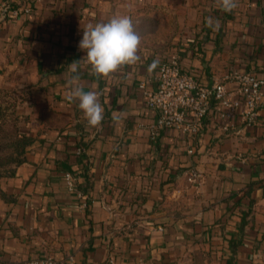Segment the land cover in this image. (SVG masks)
<instances>
[{
	"label": "crops",
	"instance_id": "0c3cea01",
	"mask_svg": "<svg viewBox=\"0 0 264 264\" xmlns=\"http://www.w3.org/2000/svg\"><path fill=\"white\" fill-rule=\"evenodd\" d=\"M32 1L23 0L30 16L0 27V85L17 71L18 85L8 83L18 87L19 115L34 138L26 161L0 176V264L68 255L77 264H264V111L251 129L226 133L211 114L195 139L168 130L152 142L144 126L156 112L140 87L174 52L203 86L232 70L260 74L264 0H237L231 12L216 0ZM156 6L177 16L167 50L147 46L164 37ZM115 15L132 18L140 60L96 77L79 42L89 24ZM73 75L99 97L97 127L68 99ZM191 167L203 173L200 187L188 181ZM66 172L80 175L93 197L87 212L67 191Z\"/></svg>",
	"mask_w": 264,
	"mask_h": 264
},
{
	"label": "built area",
	"instance_id": "2783aa9c",
	"mask_svg": "<svg viewBox=\"0 0 264 264\" xmlns=\"http://www.w3.org/2000/svg\"><path fill=\"white\" fill-rule=\"evenodd\" d=\"M32 2L36 5L41 0ZM32 9L23 0H0V27L9 22H17L23 16H30ZM149 84L152 85L151 89H148ZM140 87L146 96L147 107L156 112L154 122L144 126L149 131L152 142H156L168 130H176L195 139L202 133L211 114L226 133L236 129L237 125L251 129L258 125L264 111V67L260 74L232 70L221 81L203 86L182 69L180 54L174 52L161 60L158 73L142 81ZM187 152L193 156L195 149L190 148ZM188 181L193 186L200 187L203 173L196 167H191ZM64 182L67 191L78 199L80 211L87 212L94 199L80 189V175L66 172ZM24 264L77 262L73 255L64 258L38 256Z\"/></svg>",
	"mask_w": 264,
	"mask_h": 264
},
{
	"label": "clouds",
	"instance_id": "9594fccd",
	"mask_svg": "<svg viewBox=\"0 0 264 264\" xmlns=\"http://www.w3.org/2000/svg\"><path fill=\"white\" fill-rule=\"evenodd\" d=\"M216 3L226 12H231L238 6L237 0H216ZM206 23L214 31L219 28V21H214L212 17ZM140 42L141 38L134 29L132 18L129 15H115L107 22L89 24L83 30L79 48L86 53L84 58L90 65V74L106 78L123 66L136 64L140 60ZM155 66L154 61L149 66V71ZM78 67L79 61L70 63L72 73H77ZM79 79V75H73L68 81L71 86L68 99L78 100V107L82 110L87 124L97 127L104 119V108L94 91L83 90Z\"/></svg>",
	"mask_w": 264,
	"mask_h": 264
},
{
	"label": "trees",
	"instance_id": "16d2710c",
	"mask_svg": "<svg viewBox=\"0 0 264 264\" xmlns=\"http://www.w3.org/2000/svg\"><path fill=\"white\" fill-rule=\"evenodd\" d=\"M154 9L158 12L157 14L155 13L157 25L160 26L162 21H165L163 28L159 27L164 37L163 41L159 38L154 44L148 43L147 46H152L155 50H167L171 48L172 41L179 29L177 16L176 13L167 8L156 6ZM143 44L145 45V42ZM14 108L15 104L11 101L10 91L0 86V163H6L7 160L9 161V156H12V151H9V156L3 154L7 152V150L14 149L17 157L12 159V162L15 163V167H17L26 161L27 151L33 144L34 138L20 125L19 117L13 115V113H15ZM15 167L0 172V176L11 174Z\"/></svg>",
	"mask_w": 264,
	"mask_h": 264
},
{
	"label": "rangeland",
	"instance_id": "374dc122",
	"mask_svg": "<svg viewBox=\"0 0 264 264\" xmlns=\"http://www.w3.org/2000/svg\"><path fill=\"white\" fill-rule=\"evenodd\" d=\"M4 81L7 84H4L3 87L5 88V90H7V91L9 90L10 91L11 101H12V103L15 104V108H14L15 113H13V115H15V117L16 116L19 117L20 125L22 127H24V125L22 123V120L20 118V115H19V100L20 99H19V96H18L19 94H18V91H17L18 90V87L16 88V86L18 85V83H17L18 82L17 71L12 70V72H11V74L9 76H5L4 77ZM8 82H10L11 84H14L16 86L15 87L14 86H11ZM9 151H12V156H9ZM3 155H8L9 156V161L7 160L6 163H0V172L7 171V170L12 169L13 167L16 166V164L12 162V159H15L17 157L14 149L7 150V152H4Z\"/></svg>",
	"mask_w": 264,
	"mask_h": 264
}]
</instances>
